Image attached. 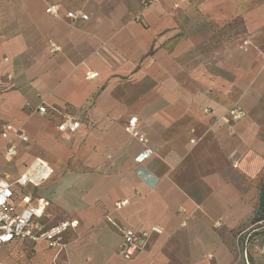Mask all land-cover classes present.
Here are the masks:
<instances>
[{
    "label": "crops",
    "instance_id": "obj_1",
    "mask_svg": "<svg viewBox=\"0 0 264 264\" xmlns=\"http://www.w3.org/2000/svg\"><path fill=\"white\" fill-rule=\"evenodd\" d=\"M174 1L0 0V177L18 198L49 201L45 224L78 223L66 252L55 258L37 243L23 248L25 264H232L234 233L255 227L264 180V0ZM71 10L90 18L72 22ZM226 27L236 35L219 32ZM89 72L97 76L87 79ZM235 105L245 112L240 120L228 114ZM63 113L81 128L58 130ZM133 116L145 142L126 129ZM5 125L28 135L16 140L12 161L2 157ZM38 159L52 176L17 184ZM153 225L163 233L124 258L121 229ZM20 254L5 246L0 258L14 264Z\"/></svg>",
    "mask_w": 264,
    "mask_h": 264
},
{
    "label": "built area",
    "instance_id": "obj_2",
    "mask_svg": "<svg viewBox=\"0 0 264 264\" xmlns=\"http://www.w3.org/2000/svg\"><path fill=\"white\" fill-rule=\"evenodd\" d=\"M187 2L188 0H175L173 7L180 8L183 3ZM150 3L152 1L145 4L149 5ZM46 12L58 16L59 7L57 5H49L46 8ZM66 15L72 22L78 20L86 21L90 18L82 10H71ZM250 46L251 41L248 38L242 40V48L245 52L249 50ZM51 47L52 51L60 49L54 43H51ZM96 76L97 73L89 72L86 78L93 79ZM37 110L42 114L49 113L46 105L39 106ZM228 114L233 120H240L245 116L244 110L237 105L233 106ZM137 120L138 118L136 116L131 117L126 129L140 141L145 142V137L137 130ZM81 126L82 122L79 119L70 113H63L58 130L61 132L75 133ZM2 136L6 140L2 157L6 161H12L18 151L16 140L27 141L28 135L21 128L5 125ZM53 172L54 169L48 162L38 159L16 180V183L21 186L28 184L39 186L47 181ZM13 185L14 183L6 178L0 177V255L5 246L11 245L21 252L14 264H25V261H28V253H25L23 248L26 249V247L37 243H46L55 251V258L66 252L69 247L66 234L71 228L78 226L77 221H61L52 225L45 224L43 216L49 205V201L31 195H23L18 198L13 190ZM128 202L127 199L117 202L116 209L122 208ZM162 233L163 228L157 225L139 229L123 228L121 229L122 242L120 245V254L124 258L130 259L136 253L147 249L152 235H160ZM0 264H5L1 258Z\"/></svg>",
    "mask_w": 264,
    "mask_h": 264
},
{
    "label": "rangeland",
    "instance_id": "obj_3",
    "mask_svg": "<svg viewBox=\"0 0 264 264\" xmlns=\"http://www.w3.org/2000/svg\"><path fill=\"white\" fill-rule=\"evenodd\" d=\"M145 3L140 1L139 7H145ZM231 29V30H230ZM223 30V31H222ZM219 32H230V35H236L232 33V28L226 27L225 29H220ZM259 225L263 227L259 228V233L264 230V220L260 222ZM253 229L244 232L242 235L238 236L237 232L234 233V255L232 264H264V252L260 251V240L254 241Z\"/></svg>",
    "mask_w": 264,
    "mask_h": 264
},
{
    "label": "trees",
    "instance_id": "obj_4",
    "mask_svg": "<svg viewBox=\"0 0 264 264\" xmlns=\"http://www.w3.org/2000/svg\"><path fill=\"white\" fill-rule=\"evenodd\" d=\"M264 220V180L260 183V200H259V206L255 212L254 217L252 218V224L255 225L253 228V233L251 235H254V241H259L260 244L264 242V230L263 232L259 233V228L263 227L262 225H259L261 221Z\"/></svg>",
    "mask_w": 264,
    "mask_h": 264
}]
</instances>
